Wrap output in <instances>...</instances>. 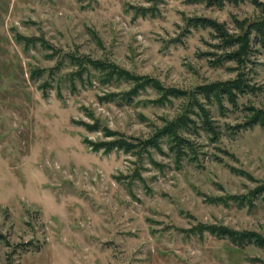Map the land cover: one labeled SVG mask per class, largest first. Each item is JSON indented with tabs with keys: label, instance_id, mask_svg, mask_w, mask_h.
Instances as JSON below:
<instances>
[{
	"label": "rangeland",
	"instance_id": "1",
	"mask_svg": "<svg viewBox=\"0 0 264 264\" xmlns=\"http://www.w3.org/2000/svg\"><path fill=\"white\" fill-rule=\"evenodd\" d=\"M263 21L264 0H0V264H264L213 231L264 237ZM238 78L235 101L200 90ZM179 119L183 150L148 144Z\"/></svg>",
	"mask_w": 264,
	"mask_h": 264
},
{
	"label": "trees",
	"instance_id": "2",
	"mask_svg": "<svg viewBox=\"0 0 264 264\" xmlns=\"http://www.w3.org/2000/svg\"><path fill=\"white\" fill-rule=\"evenodd\" d=\"M201 1H207L211 4H219L223 2L224 0H201ZM193 22L195 25H204V26H210L217 30L222 38V40L227 43L229 46L233 45H239L238 49H236L233 52H229L227 54V58L229 60H240L242 57V54L245 53L248 48H249V42H247L248 38H245L241 35H228L222 28V25L218 24L215 20L210 19V18H205V17H197L193 19ZM255 30L258 31V34L260 36V43L263 44L264 46V21L262 23H259ZM244 50V51H243ZM249 85L244 83V80L242 78H238L226 83H217V84H211V85H206L203 87H200V90L202 93L208 95L210 97V94H213L214 92L216 93L217 97H223V95H227L231 101H235L236 96L238 93H244L248 90ZM176 94V93H174ZM264 122V110H258L253 117L251 118L252 124L255 122H258V120H261ZM205 124L207 125V128L215 133V129L211 123L210 119H205ZM188 123L186 121H183L182 119H179V123H174L167 125L162 131L156 135V138L153 137L148 141L149 145H157V138L160 137L161 135H168L173 137L175 140V144L179 148H184L186 145V142H189V140L183 135H180L178 133V128L179 127H185L187 126ZM122 141H117L114 142L116 146H125L122 144ZM147 144V142H146ZM183 150V149H182ZM180 151V150H179ZM213 231L215 233H218L219 235L227 236L230 238L235 244L238 245H245V244H250L254 243L257 246L263 247L264 248V237L256 232H237V231H232L230 229L224 228V227H213Z\"/></svg>",
	"mask_w": 264,
	"mask_h": 264
}]
</instances>
